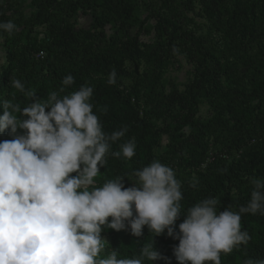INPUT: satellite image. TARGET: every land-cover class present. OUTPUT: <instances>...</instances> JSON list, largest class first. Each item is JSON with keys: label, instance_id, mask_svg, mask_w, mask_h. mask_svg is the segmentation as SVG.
I'll return each instance as SVG.
<instances>
[{"label": "trees", "instance_id": "obj_1", "mask_svg": "<svg viewBox=\"0 0 264 264\" xmlns=\"http://www.w3.org/2000/svg\"><path fill=\"white\" fill-rule=\"evenodd\" d=\"M17 1L0 0V21L11 20L8 4ZM35 4L33 17L21 12L13 19L17 26H24L22 31L11 36L5 34L7 65L0 69V97L11 99L12 93H16L15 102L25 107L31 101L11 87L13 77L20 79L26 89L35 90L36 98L44 100L50 92L59 91L62 80L71 74L75 82L61 96L85 84L92 86L93 112L103 130L110 134L127 129L112 150L135 140L136 154L129 159L127 168L130 174L159 161L171 167L179 181H188L193 174L180 172L181 167L196 162L205 164L207 169L200 174L199 185L181 188L184 198L180 202L182 214L176 222L177 232L190 207L205 198H216L220 190L224 195L218 198L221 201L218 212L229 206L238 211L241 205H247L253 187L250 178L264 177V142L228 164L223 156L233 149L241 150L255 137L264 139V0H154L149 4L150 14L144 19L138 1L35 0ZM80 8L85 12L94 10L91 29L74 27L72 17L79 14ZM150 18L155 19V39L146 42L140 36L148 30L146 23ZM43 23L47 40L38 41L30 33ZM109 24L115 27L112 34L107 32ZM26 28L28 44L19 48L15 36L22 35ZM33 50H46L40 70L22 64L26 53L31 56ZM179 55L193 66L190 81L184 90L174 86L168 93L157 91L165 63ZM144 62L152 70L149 77L143 78L140 69ZM113 69L117 72V83L109 85L107 79ZM129 79L132 84H128ZM202 102L219 110V123L212 130L231 123L234 130L229 145L224 146L223 156L214 155L212 161L204 146L206 125L196 118ZM144 105H150L148 110L155 118L142 109ZM3 112L0 105V115ZM25 131L18 129L17 134ZM9 132L10 128L0 134V142L13 139ZM164 140L166 150L156 155L154 147L163 145ZM123 160L109 155L106 166L100 168L98 185L121 178L126 188L132 187L124 175ZM218 166L219 171H215ZM241 225L251 240L232 253H222L221 264L264 259V215L242 214ZM143 231L142 237H135L130 231L105 227L102 236L109 235L108 250L118 248L121 258L139 254L144 244L151 242L162 255L171 258V264H178L173 248L179 240L169 237L167 230L158 236L147 226ZM153 264L167 261L161 259Z\"/></svg>", "mask_w": 264, "mask_h": 264}, {"label": "clouds", "instance_id": "obj_2", "mask_svg": "<svg viewBox=\"0 0 264 264\" xmlns=\"http://www.w3.org/2000/svg\"><path fill=\"white\" fill-rule=\"evenodd\" d=\"M18 30L13 21H0V42ZM74 82L67 75L59 91L41 100L20 79H11V87L31 102L21 107L16 93L0 97V134L10 128L13 136L0 142V264H153L161 259L171 264L151 242L131 258H121L118 248L106 251L105 227L135 237L144 235L145 226L155 236L167 230L179 240L173 248L178 264H221L222 253L248 244L242 214L264 215V177L250 178L246 206L218 212L221 201L205 198L187 210L177 232L184 197L171 167L153 161L134 172L135 186L126 188L121 178L98 185L107 157L131 159L136 143L126 141L113 151L127 129L103 130L93 112L92 86L61 96ZM107 83H117L115 69ZM18 129L26 131L17 134ZM244 264H264V259L248 258Z\"/></svg>", "mask_w": 264, "mask_h": 264}, {"label": "rangeland", "instance_id": "obj_3", "mask_svg": "<svg viewBox=\"0 0 264 264\" xmlns=\"http://www.w3.org/2000/svg\"><path fill=\"white\" fill-rule=\"evenodd\" d=\"M130 1H138L141 5V18L144 19L147 15L150 14L151 8L149 4L153 2L154 0H130ZM198 9V8H197ZM37 6L35 4V0H18L15 3L8 4V14L11 16V20L15 19L19 13H23L28 18L33 17V15L36 13ZM100 10V9H98ZM198 20L201 21V18L198 17ZM72 21L74 22V27L76 30L80 29H91L92 25L94 23V10L90 9L85 12L83 8H80L79 14L73 15ZM155 25V19L150 18L149 21L146 23V27L148 28L147 31L141 33V39L146 42H151L155 39V29L153 26ZM22 26H18V31H22ZM45 23L38 24L35 26L34 31L30 33L33 37H37L38 41L44 40L46 38L45 34ZM115 27L114 24H109L107 26V32L112 34ZM27 31V28L24 30V33L22 35H16V43L19 48H22L23 46L28 44V33H25ZM7 48V45L5 44V39L3 42H0V69H2L4 66L7 65L6 60V53L5 50ZM31 56H28V52L26 53L27 58L22 63L23 66H33L35 69L40 70L43 65V56L46 55V50H41L39 52L32 51ZM28 60V61H26ZM152 70V67L150 64L143 63L142 67L140 69V73L143 76L150 75ZM193 73V66L187 61L186 57L183 55H179L173 58H170L166 63L164 68L161 70L160 75V82L156 84V90L157 91H165L169 92L173 89L174 86H177L180 90H184L186 87V84L190 81ZM12 79H15L14 77ZM128 84H132V79H129ZM150 105H144L142 109L144 111H148V114L155 118V115H152V113L149 112ZM219 110L216 109L215 106L209 105L205 102H202L199 111L196 114L197 120H199L201 123H204L206 125L205 128H207V134L204 136V146L208 149L209 152V161L214 160V155H220L223 156L224 146L226 144L229 145V141L231 139V136L234 134V130H232V123L229 124V126L222 125L223 127H219L216 131L212 130L215 129L214 125H217L219 123L217 114ZM160 122V121H159ZM158 122V123H159ZM155 122V124H158ZM190 132V128H185V133L188 134ZM261 142H264V139L257 138L252 140L250 144H247L244 146V148H241V150L233 149L230 154H227L226 156H223L225 159V163H230L233 159H241L243 158L244 153L249 152L251 147L260 146ZM166 140L163 141V145L161 146H155L153 151L156 155L161 154L163 151L166 150L165 146ZM218 153V154H216ZM245 157V156H244ZM123 160V172L126 177V180L132 185L135 186V176L130 174L129 171H127L129 159L124 158L121 156ZM221 166V165H220ZM215 168V171H219V167ZM207 166L205 164H198L197 162L193 165L186 164L185 166L181 167L180 172H191L193 174V178L188 181H180L182 188L193 187L197 184L199 185V181L202 180L201 173L206 172ZM258 177H262L259 176ZM232 194H236L235 188H232ZM224 192L222 190L218 191L216 194V198L223 197ZM108 242L109 235L103 236ZM109 245L106 251H109Z\"/></svg>", "mask_w": 264, "mask_h": 264}]
</instances>
